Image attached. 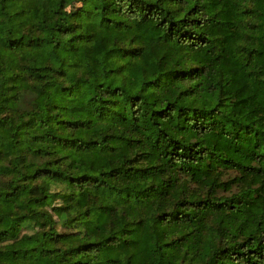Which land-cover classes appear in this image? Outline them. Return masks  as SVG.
Returning a JSON list of instances; mask_svg holds the SVG:
<instances>
[{
  "label": "trees",
  "instance_id": "1",
  "mask_svg": "<svg viewBox=\"0 0 264 264\" xmlns=\"http://www.w3.org/2000/svg\"><path fill=\"white\" fill-rule=\"evenodd\" d=\"M0 264H264V0H0Z\"/></svg>",
  "mask_w": 264,
  "mask_h": 264
}]
</instances>
